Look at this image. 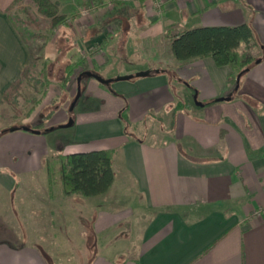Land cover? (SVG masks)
I'll list each match as a JSON object with an SVG mask.
<instances>
[{
    "label": "crops",
    "instance_id": "obj_1",
    "mask_svg": "<svg viewBox=\"0 0 264 264\" xmlns=\"http://www.w3.org/2000/svg\"><path fill=\"white\" fill-rule=\"evenodd\" d=\"M14 1L0 0V109L3 91L31 61L9 11ZM165 1L162 17L152 7L137 16L133 40L144 49L153 46L148 53L133 48L127 58L139 53L146 61L108 72L113 78L149 74L106 86L123 102L113 101L114 112L77 122L62 151L42 146L37 163L14 171L17 158L10 153L31 135L0 123V264H264V0ZM105 16L83 23L92 40H114ZM99 22L105 26L96 33ZM243 23L253 28L257 43L238 50L253 59L238 88L230 79L237 70L217 66L211 56L179 62L169 42V60L160 57L157 41L170 33ZM126 40L129 32L116 39ZM102 52L103 63L110 62L112 54ZM171 70L185 80L184 90L193 91L194 112L175 109L181 89ZM196 91L204 105L196 103ZM124 109L129 122L121 117ZM160 114L167 116L166 128L161 122L148 140L136 134L138 124ZM93 150L113 152L115 178L108 191L66 194L60 182L51 183V155ZM130 199L134 206L125 203Z\"/></svg>",
    "mask_w": 264,
    "mask_h": 264
},
{
    "label": "rangeland",
    "instance_id": "obj_2",
    "mask_svg": "<svg viewBox=\"0 0 264 264\" xmlns=\"http://www.w3.org/2000/svg\"><path fill=\"white\" fill-rule=\"evenodd\" d=\"M85 1L53 0L58 4L57 13L53 17L45 14L34 0H23L11 11L12 15L18 20V26L23 30L27 29L26 35L28 38L30 37L29 32L36 31V36L31 38V42L37 51L38 60L31 66L30 71L22 79L20 85L17 86L16 92L12 91L8 96V100L3 102L0 109V123L4 126L8 125L9 128L11 125L13 127L18 126L21 128L20 130L24 126L34 129L41 123L42 130L41 134L38 135L26 131L25 133L31 135L30 140L18 142L17 148L10 153V156L17 158L14 162V171L28 167V163H37L42 146L47 145L50 150L62 151L72 141L77 122L94 115L115 111L117 104L113 101L123 102V99L111 94L108 95L105 92L107 85L99 82L95 77L85 74L81 80V96L74 108L71 109L72 102L77 95L78 77L88 70L104 78H113L109 77V71L114 74V69L117 67L123 69L130 63L137 62L140 59L146 61L139 53L133 59L127 58L133 48L148 53L153 46L151 43L150 46L144 49L142 41L137 38L133 40L140 29L139 25L136 24L138 21L137 16H140L142 13L140 11L144 10V7L147 10L152 7L155 15L162 17L164 4L166 3L165 0H87L90 2L87 6ZM123 4L125 9L119 10L118 6ZM27 11H30L34 18L40 22L38 28L26 24L25 21L31 19ZM100 15H106V22H104H109V30L113 32L114 40L102 38L98 41L96 39L92 40L93 35L85 32V24L83 25V23ZM61 16H64L66 20L57 24L55 20L60 21ZM103 26L105 25L102 22L95 23L93 29L96 33H101ZM175 31L174 28L172 32ZM124 32L130 33L129 42L127 43V40L122 43L117 42L116 39ZM174 35L170 33L168 39L166 37L164 39L159 38L160 40L157 41L158 51L161 53L160 57L163 60H169L168 43L171 44ZM110 41L114 44L113 48L108 46ZM148 47L150 48L147 49ZM103 49L110 55L112 54L110 62L103 63ZM95 54L99 55L97 59H95ZM71 64L75 65L76 71L68 76L70 81L66 85L64 79L67 74V67ZM150 67L155 70L159 68V65L151 63ZM43 70L46 73H43ZM177 74L176 71L171 72L173 81L178 83L179 89H181V92H179L181 100L176 104L180 105L182 110H189L190 108L191 112H194L195 105L191 96L193 91L190 95L187 90H184L183 81L185 80ZM13 83L6 87L3 94ZM99 86L103 88L100 89ZM148 116L151 117V115ZM70 119H74L75 123L70 127L64 126ZM155 119L157 120H154V122H148L147 120L138 124L136 134L147 140L151 139L150 134L157 133L158 129H162L161 122L164 123L163 127L165 128L166 122H169L165 114L156 115ZM55 155L57 154L51 155L50 159ZM22 164L26 167H21ZM39 173L34 172L33 175H39ZM28 175L30 174L25 176ZM19 177L22 178L23 175L19 174ZM129 201L130 205L134 206L133 199L127 200L125 203ZM136 236L138 235L133 234L132 238L135 239Z\"/></svg>",
    "mask_w": 264,
    "mask_h": 264
},
{
    "label": "trees",
    "instance_id": "obj_3",
    "mask_svg": "<svg viewBox=\"0 0 264 264\" xmlns=\"http://www.w3.org/2000/svg\"><path fill=\"white\" fill-rule=\"evenodd\" d=\"M34 1L48 16L53 17L57 13L58 4L53 0ZM22 2L23 0H15L9 11ZM85 3L89 6L90 2L86 0ZM27 13L31 19L26 20V24L38 28L40 22L34 18L30 11H27ZM13 20L30 49L31 61L23 70L20 78L4 92L3 102L8 100V96L12 91L16 92L17 86L20 85L22 79L30 71L31 66L38 60L37 51L31 42V38L36 36V31L29 32L30 37L28 38L26 35L27 29H21L18 26V20L14 16ZM65 20L66 18L61 16L60 21L56 19L55 22L59 24ZM21 22L25 24L22 20ZM254 42L257 43L254 30L247 23L236 26H198L175 34L171 39V52L174 59L179 62L211 56L217 66L230 65L239 73L253 59L247 53L241 55L238 50L243 43L251 46ZM75 71L74 64L67 67L68 75L66 74L64 79L66 85L70 81L68 76ZM43 73H46V71L43 70ZM237 75L231 76L230 79L236 80ZM176 109H180V105H177ZM126 113L127 109H124L121 112V117L125 122H129ZM34 129L41 130V123ZM50 158L47 159L46 167L51 183L60 182L66 194L80 193L84 196H96L108 191L114 182L113 152L110 150H93L66 155L59 153L52 159Z\"/></svg>",
    "mask_w": 264,
    "mask_h": 264
},
{
    "label": "water",
    "instance_id": "obj_4",
    "mask_svg": "<svg viewBox=\"0 0 264 264\" xmlns=\"http://www.w3.org/2000/svg\"><path fill=\"white\" fill-rule=\"evenodd\" d=\"M261 61V58L260 59H257L256 60V62H260ZM247 70H249V68H246V69H243L242 71H240L239 73H238V75H237V88L239 87V83H240V79H241V76H242V74L244 73V72H246ZM90 75V76H93V77H95L99 82H101V83H103V84H105V85H107V86H110L111 85V83L113 82V81H120V80H129V79H132V78H134L135 76H146V75H148L149 74V72L148 71H141V72H138V73H136V74H126V75H119V76H117L116 78H104V77H102V76H99V75H97V74H95L94 72H92V71H85L83 74H81L79 77H78V90H77V95H76V97H75V99L73 100V102H72V106H71V109H73L74 108V106L76 105V103H77V101L79 100V98H80V96H81V92H82V88H81V80H82V76L83 75ZM194 98H195V100H196V103L198 104V105H204V103L203 102H201V101H199L198 100V94H197V91H196V93H195V95H194ZM231 99V97H221V98H219V100H230ZM75 123V121H74V119H70V121L67 123V124H65L64 126H66V127H70V126H72L73 124ZM18 128V127H17ZM17 128H15V127H12L10 130H15V129H17ZM22 129H24V130H29V131H31V132H33V133H36V134H40L42 131L41 130H39V129H33V128H30V127H28V126H24ZM53 129V128H52Z\"/></svg>",
    "mask_w": 264,
    "mask_h": 264
}]
</instances>
